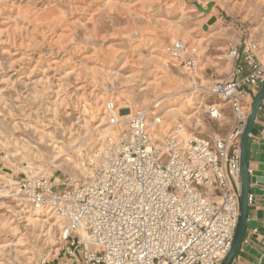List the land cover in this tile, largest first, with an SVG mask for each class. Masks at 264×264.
<instances>
[{
    "label": "rangeland",
    "instance_id": "rangeland-1",
    "mask_svg": "<svg viewBox=\"0 0 264 264\" xmlns=\"http://www.w3.org/2000/svg\"><path fill=\"white\" fill-rule=\"evenodd\" d=\"M197 1L212 2L210 12L193 0H0V264H46L59 254L60 223L13 196L16 182L90 177L94 151L122 137L107 101L121 120L148 109L149 123L161 120L157 138L177 124L185 135L227 131L201 114V89L227 78L234 41L217 45L232 31L244 30L264 59V0ZM178 40L196 50L195 73L167 53Z\"/></svg>",
    "mask_w": 264,
    "mask_h": 264
},
{
    "label": "built area",
    "instance_id": "built-area-1",
    "mask_svg": "<svg viewBox=\"0 0 264 264\" xmlns=\"http://www.w3.org/2000/svg\"><path fill=\"white\" fill-rule=\"evenodd\" d=\"M240 34L224 55L231 63L227 78L201 89L208 98L201 114L217 124L228 121L222 136L185 135L177 124L157 138L147 125L148 111L121 120L109 100L104 111L122 137L94 151L90 177L66 185L39 173L16 182L13 195L60 223L66 255L83 264H222L240 215V138L251 95L264 84V62L246 32ZM167 53L195 73L194 48L178 40ZM254 199L249 194V207Z\"/></svg>",
    "mask_w": 264,
    "mask_h": 264
},
{
    "label": "water",
    "instance_id": "water-1",
    "mask_svg": "<svg viewBox=\"0 0 264 264\" xmlns=\"http://www.w3.org/2000/svg\"><path fill=\"white\" fill-rule=\"evenodd\" d=\"M193 4L203 13H209L213 3H207L205 8L201 7L197 0H193ZM264 101V84L259 88L255 94L250 112L243 128L240 145H239V196H240V215L231 244L230 251L222 264H232L241 251H246L254 255L257 259L255 264H264V252H255L249 246L242 247L243 240L245 238L247 230L255 231L264 237V226L258 227L257 221H264V204L260 210L255 212V220L249 219V194L255 197H264V139L260 140L257 144L249 145V138L253 123L256 119L257 112ZM248 149H251L256 153L255 161L257 163L256 169H251L249 165V158L247 155ZM255 186V187H253ZM256 235L252 236V241L257 244L255 239ZM264 251V246L259 245Z\"/></svg>",
    "mask_w": 264,
    "mask_h": 264
},
{
    "label": "crops",
    "instance_id": "crops-1",
    "mask_svg": "<svg viewBox=\"0 0 264 264\" xmlns=\"http://www.w3.org/2000/svg\"><path fill=\"white\" fill-rule=\"evenodd\" d=\"M234 41L233 44H238L240 39H241V34L240 31L237 29L236 31H232L231 34L226 35L225 39H222L219 42V45H217V49L218 50H222L224 48V46L226 44L229 43V40ZM237 41V42H235ZM257 50V49H255ZM263 51L261 52H256V56L260 61L264 62V59H262L261 54ZM261 53V54H260ZM254 98L253 95H251V98ZM250 102V100H248ZM228 122V121H227ZM226 122V123H227ZM225 123V124H226ZM227 125V124H226ZM264 139V101L262 102L257 115H256V119L253 123L252 126V130H251V135L249 138V145L251 144H257L260 140ZM257 152L248 149L247 151V155L249 158V165L251 169H256L257 168V163L255 161V155ZM255 187V186H253ZM235 190H238L237 186L234 185ZM262 189L264 190V187H262ZM255 201L253 202V204L249 207V219L251 220H255V212L257 210H260L262 208V205L264 204V197H255L254 199ZM257 226L258 227H263L264 226V221L263 220H258L257 221ZM255 236V239L257 240V244L254 243L252 241V236ZM245 239L247 240V244H245L244 246H249L252 250H254L255 252H264L259 245H263L264 246V237L262 235H260L259 233H256L255 231H250L247 230L246 235H245ZM243 246V247H244ZM257 261L256 257L254 255H252L249 252L246 251H241L238 255V258H236L234 260V262L232 264H255V262ZM46 264H83L82 261L80 260V257H78L77 255L74 257H70L68 255H66L61 249L59 254L56 257H53L52 259H49V261H47Z\"/></svg>",
    "mask_w": 264,
    "mask_h": 264
},
{
    "label": "bare ground",
    "instance_id": "bare-ground-1",
    "mask_svg": "<svg viewBox=\"0 0 264 264\" xmlns=\"http://www.w3.org/2000/svg\"><path fill=\"white\" fill-rule=\"evenodd\" d=\"M201 7H203L202 6V4H201ZM146 111H148V109H146V108H144ZM173 111H175V109H173L172 110V112ZM127 115L124 117L125 119H127ZM147 119H148V117H147ZM160 123H161V120H160V118L159 119H156V120H154V123H149V122H147V125L149 126V129H150V131L153 133V135L155 136L156 135V128L157 127H159V125H160ZM152 129H154V131L152 130ZM157 129H159V128H157ZM159 134V133H158ZM162 134V133H161ZM107 142H114V137L113 136H109V137H107V138H105L103 141H102V145H104V144H106ZM1 148V147H0ZM13 196H15V197H17V195L15 194V195H13Z\"/></svg>",
    "mask_w": 264,
    "mask_h": 264
}]
</instances>
